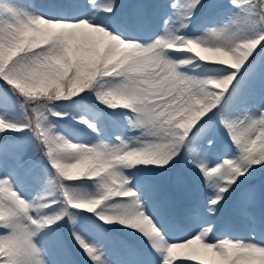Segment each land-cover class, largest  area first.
<instances>
[{
  "label": "snow or ice",
  "instance_id": "obj_1",
  "mask_svg": "<svg viewBox=\"0 0 264 264\" xmlns=\"http://www.w3.org/2000/svg\"><path fill=\"white\" fill-rule=\"evenodd\" d=\"M0 81V264H264V0H0Z\"/></svg>",
  "mask_w": 264,
  "mask_h": 264
},
{
  "label": "rangeland",
  "instance_id": "obj_2",
  "mask_svg": "<svg viewBox=\"0 0 264 264\" xmlns=\"http://www.w3.org/2000/svg\"><path fill=\"white\" fill-rule=\"evenodd\" d=\"M35 3L40 4V3H44L46 2V0H34ZM0 86H3V81H0ZM93 102H95V97H92ZM63 110H66L69 114L64 117L63 119H58L55 117H51V119L57 124V128L58 131L61 132V134H64L66 136H68V138L70 139H76L78 136L80 137H84V138H93L94 134L92 133L91 129H89L87 127V125L82 124L79 122V120L76 118L79 115L83 114L85 112V107L83 105H74L71 104L69 102H64L61 105ZM89 108L93 107V104H88ZM100 108L103 109L104 106L100 105ZM96 111H99V109H96ZM107 111L111 112L113 111L112 109H108ZM117 112L121 111V109H117L115 110ZM10 118L13 119H22V116L19 112H15V113H10ZM86 119L91 120L92 116L91 114L86 115L85 116ZM111 127H109V131H111ZM15 135H20V134H15ZM25 135L31 137V139L33 140L34 143H38L37 141H35V137L31 136V133L28 132V130L25 131ZM73 142H76L75 140ZM38 157H43V152L40 151L37 153ZM44 162L47 163V159L46 157H44ZM144 167H152V166H144ZM174 172V170H170L168 173H165V176H170L172 175ZM188 195L190 196H203L204 193L202 190H198L197 189V183L196 180L193 178L191 181V188L189 190ZM115 234L127 239V240H132V241H136V237L131 235V230H120V229H116L114 230ZM138 242V241H137Z\"/></svg>",
  "mask_w": 264,
  "mask_h": 264
}]
</instances>
